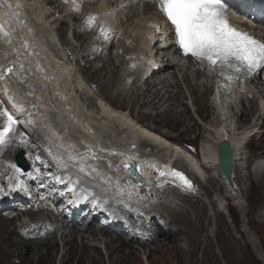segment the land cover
<instances>
[{
    "label": "bare ground",
    "instance_id": "bare-ground-1",
    "mask_svg": "<svg viewBox=\"0 0 264 264\" xmlns=\"http://www.w3.org/2000/svg\"><path fill=\"white\" fill-rule=\"evenodd\" d=\"M67 3L69 6H66ZM138 3L137 0H0V35L5 39L4 43L0 40V70L2 69L0 100L8 111L6 117L11 115L20 122H27L29 126H38L39 131L46 137L43 140L35 139L44 147L46 146L47 149L43 151L51 157L48 159V169L58 174L64 173L65 179L62 185H69L66 197L68 195L72 197V203L67 208L82 209L81 211L91 218L93 214L89 224L84 226L77 225L76 221L68 219L64 213L60 214L63 217L62 221L55 220L60 215L57 207L55 208V205L51 207L52 203L47 202L48 185L43 188L39 186L40 189H38L39 198L44 200L39 201L40 199L36 197L27 204L28 196L35 193L33 189H37L35 184L37 186L47 183L41 180L45 174L38 162L30 163L31 169L27 173L17 172L11 168L13 166L11 160L18 146L11 147L7 158L1 156L3 154L1 152H4V147H7L10 142L13 143V140V144L19 140L18 144L22 145L28 141L33 142L35 139L34 137L31 139L33 135L24 133L23 130L17 131L13 138L12 135L9 139L0 138V202L7 203L11 199H17L11 202L12 208H4L7 213H2L0 209V264H53L59 251L57 240L53 238L55 232H60L62 241L59 264L70 262L103 264L104 259H101L97 247H102L104 250L107 264H138L141 263V254L151 264L156 263L153 255L161 251L156 246L146 251L144 240H142L144 243L140 245L141 248L125 244L137 239L139 237L137 232L145 230L157 217L154 213L155 209L152 210L153 208L147 206L146 201L141 200L142 204L137 197L143 191L150 193L168 185L182 191L185 197H189L196 192H189L185 188L191 187L192 183L198 180V175L203 176L205 172L209 173L212 169L217 170L218 175L215 177L210 174L208 180L218 188L216 190L222 197L231 196L230 192L233 191H227L225 178L217 165L216 146L222 139L229 141L233 152V185H236V190L242 192V198H249L242 187L248 181L253 186L254 181L249 177L250 171V174L244 175V178L241 172L250 168L248 164L254 157L253 151L264 145V71L252 78L247 86L236 90L230 96L216 98L210 95L212 90L209 93L214 69L207 70L195 59L184 60L183 63L188 62V66L194 67L195 73L191 78L185 71L180 77L194 109L203 112L207 106L212 112L210 114L216 113V118H210L211 116L208 115L204 125H199L200 122L195 120L190 123L189 116L178 112L180 106L175 100L179 88L175 85L173 75L170 73L171 69L177 65L175 61L171 63V60L169 62L163 60L174 58L177 53L172 36L158 14L159 4L156 0H143V9L151 16L148 15L144 21L141 20L136 25H129L131 28L125 25L130 17L136 15L137 18L140 17L137 12ZM116 8L119 9L116 10ZM78 9L86 12L84 18L79 16ZM21 17L24 22L19 23L22 31L17 27ZM52 17H55L53 21L60 22L58 28L53 27L54 31L53 28L50 29L51 27L47 28L48 22L52 21L48 19ZM68 21L70 24L75 21L70 27V37L80 45L77 49L66 42V48L74 54V57L69 56V61H66L58 52L53 51L52 46L56 40L54 38H57L56 35L62 38L65 36L63 26ZM157 22L162 26L161 32L164 36L159 41H155L156 38H154V44L151 46L153 37L150 35L152 30H157ZM129 28L135 31L136 39L132 41L134 43L132 51L128 48L130 57L125 60L128 66L132 64L137 66L138 68H135L138 70H142L135 77L127 74L125 80L132 81L134 84L130 96L134 98L138 96L136 103L142 108L139 111V118L133 117L131 111L127 110L125 99L119 101L109 97L111 95L107 93V85H103L102 89L99 88V94L91 100V106L86 105L84 101L87 100V96H79L84 92V87H76L78 84L82 86L83 82L75 74L73 75L71 68V65L82 61L80 68L84 71L90 67L92 58L99 57L104 60L102 69H108L110 65L105 55L112 44L111 36H118L123 29ZM256 28L264 35L262 20L258 22ZM84 30L90 31L91 35L84 36L81 33ZM53 32L55 34H52ZM153 48L156 50L154 55H152ZM118 49L123 50L122 47ZM126 55L127 51H125ZM10 56L13 58H9ZM100 69L99 66H94L90 77H97ZM154 75L155 80H152L151 77ZM166 93L167 98L164 102L167 101L168 105L161 109L163 105L161 100ZM49 96H54L53 99H55L52 107L54 113L48 111L51 106ZM201 97L207 101V104L202 102ZM38 101L45 106L44 111L39 110ZM104 101L106 103H103ZM76 102H79L80 106H77ZM233 104L237 107L235 112L232 109ZM74 109L75 112H73ZM176 111L177 114H175ZM62 113L67 114L63 119L60 116ZM73 113L75 116L72 115ZM144 119L151 121L154 125L144 124ZM86 120H89L93 127ZM6 121L7 119L4 120ZM85 123L88 129L80 126ZM70 124L72 128L78 127L82 132L83 135L79 140L67 138L68 132L73 130L68 129L71 128ZM4 127L6 128L5 125L2 126ZM94 130L100 134L103 133L104 138H111L116 134L115 140L107 144L91 135ZM202 132L203 140L199 148L197 145L193 148V143L184 141V138L190 137L191 133L195 134L193 137L195 141L197 135H201ZM139 135L150 142L143 145ZM25 136L28 141L23 139ZM74 137L77 138L76 135ZM78 141L81 144H78ZM129 146L133 147L129 148ZM84 148L90 151L82 154ZM34 153L36 156L43 155V152L37 149ZM256 156L253 163L257 162L255 171H258L260 164L264 161V151ZM121 160H133L139 175L138 180H145L149 186L134 188L131 184H125V174L120 169ZM95 163L102 167L99 169ZM110 173L114 175L113 180L107 177ZM248 177L249 180H246ZM255 184L258 189L264 188V172ZM23 185H26L25 189L32 187L33 189L25 190ZM3 188L4 190H1ZM204 192L206 195L211 193L208 188ZM236 204L226 206V209L235 214L236 207L238 208ZM28 205L31 206L28 207ZM41 207L47 210L45 214L38 213ZM176 207L180 208L178 205ZM184 210L186 209H183V212ZM117 211H121L127 218L131 214L138 217L132 224L131 230L134 234L128 239L130 241L121 238L127 228L125 229V223ZM218 212L217 216L221 219ZM248 212L250 213V210ZM189 213L187 210L188 217ZM25 215L29 216L30 220H21ZM186 215L183 217L186 218ZM139 217H141L140 220L142 219V226L137 224ZM165 217L163 212H159V218ZM97 218L105 219L106 224L99 225L98 229H95L91 226L97 223ZM235 218L237 219V216ZM166 219L169 220L170 225L164 223L163 229L170 230L184 222L183 219L172 214H169ZM202 229L203 226L199 223L197 231L200 232ZM105 231L110 235L106 236ZM244 236L250 238L246 233ZM77 237H79L78 240ZM95 239H98L97 243L90 242ZM179 241L180 238L176 235L170 242L176 244ZM167 244L165 241L162 242V246ZM26 246L31 250L28 258L23 255ZM167 249L163 248L162 251L167 252ZM238 253L236 252V255L241 254V252Z\"/></svg>",
    "mask_w": 264,
    "mask_h": 264
},
{
    "label": "rangeland",
    "instance_id": "rangeland-1",
    "mask_svg": "<svg viewBox=\"0 0 264 264\" xmlns=\"http://www.w3.org/2000/svg\"><path fill=\"white\" fill-rule=\"evenodd\" d=\"M137 2H139L137 4V7H138L137 12H139L140 17L137 18V15L135 17H130L127 23H125V25L127 26L133 25V24L136 25L137 22L139 23V21L141 20L144 21L148 15L151 16L149 12H146L143 9L142 1L137 0ZM66 6H69V3H67ZM118 9L119 8H116V10ZM56 13H58V11H56ZM78 13L81 18H84L86 14V12L81 9H78ZM21 18L20 20H18L20 22H18L17 27H19L18 29L19 30L21 29L22 31L23 29L20 27L21 25L19 26V23L21 24L24 22H23V18L22 19ZM54 18L55 17H52V18H49L48 20L53 21ZM51 22H48V26H47L48 29L50 27H51L50 29H52L53 27L58 28V26L60 25V22L58 23L55 21H53V23ZM69 22L70 21L65 23L64 26L62 25L65 29V34H64L65 36L62 38L61 36L56 35L55 37L57 38H54L56 40H54L53 46H52V48L54 47L53 51L58 52L60 57L65 58L66 61H69L68 59L69 56L74 57L73 56L74 54H72V51H69L66 48V42L71 43L77 49H79V45H80V43H78L75 39L73 40L72 37H70V27H72L75 21H73V24H70ZM129 27L131 28V26ZM156 27H157V30H152L151 35H150L151 37H153L151 41V46L154 44V38H156L155 41H159L163 39V36H164L163 33L161 32L162 26L160 25L159 22H157ZM54 28H53V31L56 29ZM130 28L127 30L123 29V31L120 32L119 33L120 35L118 36H115V37L111 36L110 41L112 44L108 48L107 55H105V59L108 60L109 65H110L108 69H102V64L104 60H101L99 57H98L99 59L92 58L89 63L90 67L84 71H82V69L80 68L81 67L80 63H82V61L71 65V68H72L73 75L75 74L76 77H79V80L83 82L82 86L78 84V86L76 87L78 88L84 87V92H82V95H79V94L78 95L80 97L87 96V100L84 101L86 102V105L91 106V100L95 99L98 96L99 88L102 89L103 85H107L108 87L107 93L108 95H111L109 97L115 100L119 99V101L122 99H125L124 103L126 104L127 110L131 111L133 117L139 118L140 116L139 111L142 108H140L139 104L136 103L138 96H135V98L134 96H130L131 91L134 89V84L132 83V81L128 82L125 80L127 74H129L130 77H135V75L138 74L140 70H142V69L138 70L137 69L138 67L132 64L128 66L125 60L126 58L128 59L130 57L129 49H131L132 51V49L134 48L133 42L136 39L135 34H134L135 31H132ZM81 33H83L84 36L91 35V32L88 30H84ZM52 34H55V33L53 32ZM1 36L2 35H0V40H2L1 42L4 43L5 39L2 38ZM150 36L148 37V39L150 38ZM132 43H133V46H132ZM120 47H122L123 50L119 51L118 48ZM114 51L116 52L114 53ZM125 51H127L126 56H125ZM154 53L156 54L155 48H153L152 55H154ZM155 57L158 58V56L156 55ZM9 58H13V57L10 56ZM122 59L123 61H121ZM163 60L164 62H169L171 60V63L175 61V65H177V67H173L171 69L170 75H173L172 78L175 80V85H177V87L179 88L176 94L177 98L175 99L177 100L176 103H179V106H180L178 109V112L179 111L183 112L184 115L189 116L190 119H188V121L190 123L192 122V120L200 122L199 125L205 124L204 120L206 117H208V115L211 116L210 118H216V113L214 115L210 114L211 110L210 108H207V106L203 110V112H200L194 109L193 105L188 99V92L186 88L184 87V84L181 83L180 81V77L184 73V71L191 78L195 73L194 67L191 65L188 66V62L183 63L184 60L179 61V58L176 56H174V58H170L169 60H166V58ZM26 61L29 62V60H26ZM157 63H155V65ZM125 64L127 66H125ZM94 66H97V67L99 66V68L101 69L99 70L98 72L99 75L97 77L91 78L90 74L93 71ZM154 77L155 75L152 76L151 79L155 80ZM113 83L115 84L113 85ZM210 90H209V93H210ZM162 93H164V90H162ZM162 93L161 95H163ZM119 94L121 96H116ZM205 97H208V96H205ZM53 98L54 96H49V99L51 101V106H49L48 111L51 113H54L53 112L54 108L52 107H53V104L55 103L54 101L55 99ZM166 98H167V93L164 94V97L161 100V104H163L161 109L165 108L168 105L167 101L164 102ZM201 99L204 104L205 103L207 104V101H205V99H203L202 97ZM38 102L37 103L39 104L38 106L39 110L44 111L46 109L45 106L43 105L41 101H38ZM103 103H106V102L104 101ZM76 104L78 106L80 103L76 102ZM239 107L240 106L238 105V108ZM232 109H233V112H235L237 110V107H234ZM228 111H230V109H228ZM7 112L8 111L6 110L4 103L2 102V100H0V138L9 139L10 135H12V138H13L16 132L20 130H23L24 133L27 132L30 135L32 134L33 136H31V139L34 137V139L37 138V139L43 140V138L46 137L43 132L39 131L37 125L29 126L27 122L25 121L20 122L19 120H16L15 117H12L11 115L9 117H6ZM73 112H75V109L73 110ZM122 112L125 113L124 111ZM175 114H177V111L175 112ZM72 115L75 116L74 113ZM60 116L63 119V117L67 116V114L62 113ZM51 117L53 119H56L54 116H51ZM237 118L238 120L240 119L239 114L237 115ZM6 119L7 121L4 122V120ZM86 121L93 127V125L90 123L89 120H86ZM143 123L148 124V125H154L151 121L145 120V119L143 120ZM259 123H260V120L258 121V124ZM4 125L6 126V128L5 127L2 128V126ZM80 126L84 129H88L86 123L85 125H80ZM70 127L71 128H68V129H73V130H70L68 132L69 135L67 136V138L71 137L72 139H75V141L79 140L83 135L82 132L79 131L78 127L72 128L73 126L71 124H70ZM203 134L204 133L202 132L201 135H197V138L195 139V141H193L194 139L193 137L195 136V134L191 133L190 137L184 138V141H187V143H190V144L193 143V148L196 147V145L199 148L203 140ZM75 135L77 136V138L74 137ZM91 135L93 137H96L99 140L106 142L107 144H111L115 140L114 137H116V134H115L111 138H106V137L104 138V134L103 133L100 134L97 130L92 131ZM23 139L28 141V138L26 136ZM18 142L19 140H17V143L15 142V144H13L14 140H13V143L10 142L7 147H4L5 151L1 152V154L3 153L1 156H5V158H7V154H9L11 147H14V146H18L17 150L23 149L25 151L26 158L29 161V163L38 162L41 166V170H43L46 176V177L42 176L41 180H45L47 183L46 184L43 183L42 185H37L38 187L35 184V188L40 189L39 186H42V187H44L45 185L49 186L50 192L48 190L49 199L47 200V202L52 203L51 207L55 205V208L57 207L59 215L61 213H64L68 219L76 221L77 225L80 224L84 226V225L89 224L90 220L93 218V214L91 218L87 216L86 213H84V211H81L82 209H79L76 207H71L69 209L67 208L72 203V197H70L69 195L66 197L67 195L66 193L68 191L69 185L68 186L62 185V181H64L65 179L64 173L58 174L54 170L50 171V169H48V166H49L48 159H51V157L47 156V153L43 151L47 149L46 146L44 147L41 143H38L36 139L33 142L28 141L26 144L22 143V145L25 148L21 144H18ZM140 142L143 143V145H146L150 141L145 140L144 138L140 137ZM78 144H81V142L78 141ZM257 148H256L257 149L256 151H253V154H254L253 158L257 157L256 155L264 151V145L262 147H257ZM36 149L38 151H42L43 155L36 156L34 153ZM17 150L15 151L13 156L16 154ZM89 151L90 149L84 148L82 149V154H85L86 152H89ZM246 151L248 152L249 150L247 149ZM3 160L4 159H2V161ZM252 161L253 160L249 162L248 166L251 165ZM53 163H55L54 160H53ZM12 165H13L11 167L12 169H14L17 172H21L19 169H17L14 166L13 162H12ZM95 166L98 167L99 169L100 167H102V166H99V164L97 163H95ZM91 170L94 171L92 167H91ZM249 171L251 172L252 175L249 173ZM263 172L264 170L262 171L261 174H255V173H252L250 168L241 172L243 178H244V175L250 174L249 177H251L252 180L254 181L253 186H251V184L248 181V182H245L244 187H242L245 189L247 193L246 195L249 198H245V197L242 198V192L240 190H236V185H232L233 186L232 187L227 183L226 180L224 181V183L226 184L225 187L227 191L229 192L232 190L233 192H230L231 196L227 198L226 197L224 198V196L222 197L220 192L216 190L218 188L215 187L214 184H211V182L208 180V176L210 174L217 177L218 172L215 169H212L209 173L205 172L203 176L198 175L203 179L198 178L199 181L197 180L195 183L193 182L192 185L194 186V191L196 193L192 194L189 197H185L182 191L176 190L173 187H170L169 185L159 190L155 189V191H152L150 193H146L143 191V193H141V195L139 194V197L137 198L140 199V202L141 200L146 201L147 203L146 205L147 206L149 205L151 209L153 208L152 210L155 209L154 211L156 212L154 211L153 212L157 214L156 215L157 217L155 218V220L153 221L151 225L145 228V230H141V231L139 230L137 232L139 236L137 239L129 243L126 241H125L126 243L125 242L123 243L131 247L141 248L140 245L144 243L142 242V240H144L145 241L144 245L145 247H147L145 249L146 251H148L149 248L156 246L161 251L154 253L153 257H155L157 261L154 264H264V188L258 189L255 184V183H258V180L263 175ZM107 177L109 178V180L114 179L113 178L114 175L111 173L107 175ZM249 177L246 180H249ZM24 188H27L26 185L24 186ZM207 188L211 192L208 195H206L204 192V190H206ZM30 189H33V187ZM1 190H4V188ZM33 190L35 191V193H32L27 198V204H28V201H31L32 199L36 197H37L36 199H40L39 198L40 192L37 189H33ZM221 192H222V189H221ZM42 200H44V198L40 199L39 201H42ZM137 202H139V200H137ZM235 204L238 205V208L236 207L235 214L231 213L228 208L226 209V206L228 207L230 205L234 206ZM32 205H33V202H32ZM176 205H178L180 208L176 207ZM29 206L31 205H28V207ZM41 208L42 209L38 210V213L40 215L43 213L45 214L47 210L44 209V207H41ZM3 209L4 208L2 207L1 212L4 214L5 212L7 213V211ZM183 209H186V210H184L183 212ZM187 210L188 212H190L189 217L186 215ZM248 210H250V213L248 212ZM117 212L121 220L125 223V229L127 228L125 233L122 234L121 238L123 237V239L125 238L126 240H128L134 234L131 228L133 226L132 225L133 222L138 217H136L134 214H131L129 218H127L123 215L121 211H117ZM159 212L160 213L163 212L166 217L169 214H172L175 217L177 216L178 218L183 219L184 222L183 224L180 223L176 225L170 230L167 228L163 229L164 223H167L168 225H170V223H169V220L166 219V217L164 219L159 218ZM217 212L221 216V219L220 217L217 216ZM185 215H186V218L183 217ZM235 216H237V219L235 218ZM140 218L141 217H139V222L137 221V224L142 226L143 222H142V219L140 220ZM24 219H26L27 221L30 220L29 216L27 215L21 218V220H24ZM62 219L63 217L61 215L55 218V220H58V221H62ZM199 223L202 224L203 226V229L200 230V232L197 231V227ZM103 224H106L105 219L97 218V223L93 224L91 227L98 229V226L103 225ZM177 228L178 230H176ZM102 231L103 230H101V232ZM113 231L114 230H112V232ZM87 233H85V235H87ZM104 233L106 236L110 235L108 234L107 231H105ZM245 233L248 234L250 238L245 237L244 236ZM176 235L180 238V241L177 242L176 244H172L170 241ZM53 238L57 240V249L59 250L56 255L55 262L53 264H59V257L62 251V241L60 238V232L53 233ZM78 238L79 237H77V240ZM97 241L98 239L90 240V242H95V243H97ZM163 241L167 242L168 244L166 246H162ZM117 243L119 244V242ZM168 247L170 248L167 249ZM97 248L99 250L98 252L100 256L102 257L101 259H104L103 264H107L105 262V254L103 253L104 250L102 249V247H97ZM163 248L167 249V252H164L166 250L162 251ZM23 252H24L23 253L24 257L28 258L30 256L31 250L30 248H28V246H26ZM236 252L237 253L241 252V254L238 255L239 254L238 253L236 255ZM140 261L141 263H138V264H151L149 261L145 259V257L142 254L140 255ZM68 264H75V263L70 262Z\"/></svg>",
    "mask_w": 264,
    "mask_h": 264
},
{
    "label": "water",
    "instance_id": "water-1",
    "mask_svg": "<svg viewBox=\"0 0 264 264\" xmlns=\"http://www.w3.org/2000/svg\"><path fill=\"white\" fill-rule=\"evenodd\" d=\"M216 149H217L218 168L223 174L227 183L230 186H232L233 185L232 173H233L234 158H233V152H232L231 145L227 139H224L217 143ZM24 154L25 153L23 150H19L14 157V161L17 167L21 168L24 172H26L29 170V164L27 163L24 157ZM120 164H121L123 171L127 173L126 182L128 184H131L136 188L140 186L141 184H145L146 186H148V183L146 181L137 180L138 174L135 170V165L133 161H130V160L121 161Z\"/></svg>",
    "mask_w": 264,
    "mask_h": 264
}]
</instances>
